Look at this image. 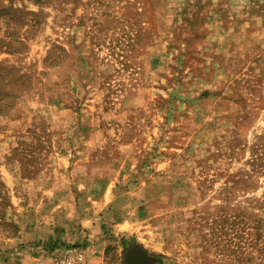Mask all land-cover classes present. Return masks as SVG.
I'll return each mask as SVG.
<instances>
[{"label":"rangeland","instance_id":"rangeland-1","mask_svg":"<svg viewBox=\"0 0 264 264\" xmlns=\"http://www.w3.org/2000/svg\"><path fill=\"white\" fill-rule=\"evenodd\" d=\"M72 245L264 264V0H0V264Z\"/></svg>","mask_w":264,"mask_h":264},{"label":"built area","instance_id":"built-area-1","mask_svg":"<svg viewBox=\"0 0 264 264\" xmlns=\"http://www.w3.org/2000/svg\"><path fill=\"white\" fill-rule=\"evenodd\" d=\"M50 264H89L86 252L80 245L67 246Z\"/></svg>","mask_w":264,"mask_h":264},{"label":"crops","instance_id":"crops-1","mask_svg":"<svg viewBox=\"0 0 264 264\" xmlns=\"http://www.w3.org/2000/svg\"><path fill=\"white\" fill-rule=\"evenodd\" d=\"M36 259L39 260V261L37 262V263H39V262H42V260H43L44 258H43V256H40V257H37V256H36ZM53 259H54V258H52V261H53Z\"/></svg>","mask_w":264,"mask_h":264}]
</instances>
